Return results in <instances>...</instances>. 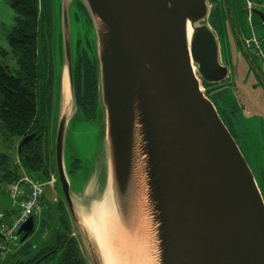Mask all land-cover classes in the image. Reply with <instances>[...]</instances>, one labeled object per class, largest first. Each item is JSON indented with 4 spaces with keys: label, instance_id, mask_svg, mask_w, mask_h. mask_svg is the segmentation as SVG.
Returning <instances> with one entry per match:
<instances>
[{
    "label": "water",
    "instance_id": "1",
    "mask_svg": "<svg viewBox=\"0 0 264 264\" xmlns=\"http://www.w3.org/2000/svg\"><path fill=\"white\" fill-rule=\"evenodd\" d=\"M209 2L58 0L54 8L63 58L55 67L53 180L88 264L104 261L81 220L106 199L130 238L139 240L152 227L158 264H264V195L205 94V84L219 86L230 73L208 22ZM85 22L93 31L108 165L98 190L80 203L71 192L64 150L67 131L83 119L75 56L77 41L86 42ZM34 136L22 140L20 155ZM141 189L144 208L136 195ZM34 229L31 216L17 233L20 244Z\"/></svg>",
    "mask_w": 264,
    "mask_h": 264
},
{
    "label": "rangeland",
    "instance_id": "2",
    "mask_svg": "<svg viewBox=\"0 0 264 264\" xmlns=\"http://www.w3.org/2000/svg\"><path fill=\"white\" fill-rule=\"evenodd\" d=\"M229 1L236 14V20L239 23L241 34L243 36L244 34L250 36L252 29L249 24L246 23L244 28L241 26L249 19L248 15L245 14L244 17H242V14L239 12V4L242 3L245 7V2L243 0L237 3L235 2L236 0ZM51 2L53 8L58 6V0H51ZM222 2L223 0H218L217 3L221 4ZM221 6L224 8V5L221 4ZM214 7L215 5L209 2V10L211 11ZM15 18V11L5 0H0V37L6 36V33L14 25ZM241 20L242 22H239ZM83 30L90 39H93V31L90 24L85 22V28ZM77 37L76 32L74 35V42H76ZM1 45L8 49L6 41L1 42ZM221 58L230 70L229 76L221 85L216 87L213 86L209 89L205 87V90L207 92L208 90H215L212 91V95H218L216 99L219 106L226 109L225 112L232 109L235 111L238 110L235 116L231 115L233 124L232 131L264 195V189H262V180H264V92L262 91V86L264 87V81L259 78L260 84H257L258 80H255L254 73L244 66L245 64L242 62L239 50H237L234 45L232 49L231 47L228 48V42L225 43L223 52H221ZM262 78L264 79V77ZM51 95V131L48 138L49 142L47 141L45 146L46 157L48 160H51V162L47 161L46 163L50 168L54 167L53 143L51 142L52 138H54L52 132L55 131L56 116L59 109L55 85H53ZM64 98L65 95L62 90L59 119L64 111L63 107H65ZM96 116L97 117H94V119H81L77 121L74 127H71L67 131L66 135L64 160L68 168H74L75 170V174L73 175L75 179L72 177L71 182V192L75 201L80 203H83V200L86 201L91 191L98 190L97 180L100 177H104L107 172L108 153L104 139L103 120L101 118L102 115L100 116L99 107ZM18 145L19 139L17 137L7 135L4 131L0 130V155L7 154L14 160V165L17 167L19 173H21V177L35 179L44 183V206L47 208L51 207V209L45 211L43 209L40 213H37L35 217V229L24 243L20 244L19 241L15 240L16 238L5 242L3 245L5 251L2 252L1 250L0 252V261L3 264H14L16 263L14 260L23 261L32 258L38 250L53 240L54 230L57 224V212L55 213V210L62 204L58 187L55 182V184L52 183V181H54L52 173L46 180H38L35 176L31 175V170L24 166L22 159L17 154ZM76 159H78V166L75 165ZM44 168L48 170V166ZM13 183L14 182L11 184ZM83 185L84 190L79 193L78 191L83 188ZM9 186L10 184H7L0 188V212L5 215L3 221L6 224H10L12 219L19 212L18 205L14 203L9 195V193L11 194V191H13L8 190ZM18 198L19 197H17V199ZM63 206L65 207L64 203ZM10 257L14 258V260L12 259L9 261L11 259ZM43 264H55L54 257L50 259L49 262Z\"/></svg>",
    "mask_w": 264,
    "mask_h": 264
},
{
    "label": "trees",
    "instance_id": "3",
    "mask_svg": "<svg viewBox=\"0 0 264 264\" xmlns=\"http://www.w3.org/2000/svg\"><path fill=\"white\" fill-rule=\"evenodd\" d=\"M6 1L17 13L18 17L16 20V30H24V33H28L30 31L29 35L22 37L21 41H18L17 39L13 42V40H11V45H13L15 51L22 50L28 54L23 66L21 67V70L23 72L18 74V79L13 77L8 78L7 76H5V70L3 69L0 62V123L3 126L2 131H4L7 135L21 139L28 135V133L31 131V127L34 125H37L42 129V127L45 125L44 122L46 121V117L43 112V92L41 91L39 86L40 77L38 78V76H40V74H37V70L39 72L43 70L42 67H44L45 64L42 63L41 60V64L38 63L37 65V60L35 59L37 40L36 32H41L43 30V20L45 13L43 11V0ZM210 19H212L211 14L209 17V21ZM52 20L56 46V57L54 64L55 79V67L56 64L62 62L63 53L61 48L59 47V40L61 42V38L59 33V26L58 24L56 25V12L53 8V5ZM82 42L85 44L86 48H89L91 53L93 52L92 45L89 41L88 36H86V42H84L82 39L78 40L76 46L77 53L75 56V69L78 63V51L81 49V47L79 48V44H82ZM39 48L42 51V39ZM90 58L92 65L95 67L96 82L94 79V86L96 85V93L94 91L90 92L89 96L83 100L82 106L78 103L82 112L83 119H94V117H97L96 112L99 107L97 65L94 56ZM208 86V84H205V87ZM95 97L96 104L94 105L93 101ZM39 134L37 133V137L24 148V153L29 156V160L27 161L25 156L20 157L23 161L24 166L31 170V175L35 176L38 180H46L51 173H55V168H50L46 163L47 161L51 162V160H48L45 153L46 141H43L45 133H42V130H40ZM75 162V165L78 166V159H76ZM45 166H48V170L44 168ZM71 174H75L74 168L71 170ZM0 176L5 177L6 185L15 182L21 177V173H19L17 167H15L14 165V160L7 154L0 155ZM50 209L51 207H48L44 209V211ZM55 213L57 215V224L54 230V238L51 242L38 250V252L40 251L38 255L46 253L52 247H57V244L59 243L62 255V257L60 258L61 264H86L80 252L77 239L75 237L69 239V236L73 233V228L69 215L66 212L65 207L63 206V203L57 207ZM61 223L63 224V229H60ZM10 258L11 259L9 261H11L12 259L14 260V258ZM33 259L34 257L25 259L23 261L18 260V264H29V262H31ZM0 264L3 263L0 261Z\"/></svg>",
    "mask_w": 264,
    "mask_h": 264
},
{
    "label": "flooded vegetation",
    "instance_id": "4",
    "mask_svg": "<svg viewBox=\"0 0 264 264\" xmlns=\"http://www.w3.org/2000/svg\"><path fill=\"white\" fill-rule=\"evenodd\" d=\"M239 1H242V0H236L235 2L237 3ZM243 1L245 2V7L243 6L242 3L239 4V12L242 14V17H244L245 14L249 16V8L253 10L251 20L248 19L247 22H244L243 25H241L244 28L246 23L249 24V26L252 29L250 36H247L246 34H244L243 36L241 34L239 23L236 20V14L234 12L233 6H231L232 4L231 5L228 4V0H225V1L223 0V2L221 3L222 5H224L225 10L221 6V4L217 3L218 0H210V2L213 3V5H215V7L211 10L212 19H210L209 24L212 26V28L214 29L218 37L219 43L221 45V52H223V47L225 43L228 42V48L231 47L232 49L234 45V47L237 50H239V53L242 57V62L245 64L244 66H246L249 71L251 70V72L254 73L255 80H258V83L257 82L256 83L259 85L260 84L259 78L264 77V0H243ZM43 11L45 13L44 20H43V30L41 32L39 31L36 32L37 40H36V54H35L36 58L35 59L37 60V65L38 63L41 64V60H42V63L45 64V66L42 67L43 69L41 70L42 72L41 71L39 72L37 70V74L38 75L40 74V76H38V78L40 77L39 86H40L41 91L43 92V98H44L43 99V103H44L43 112L46 117V121L44 122L45 125L42 127V129L37 125L32 126L31 127L32 132L30 131L27 136L35 135L33 138L35 139L37 137V133L39 134V131L42 130V133H45L43 137L44 139L43 141L47 142L49 135H50V131H51L50 129L51 128V110H52L51 93H52L53 85H54V64H55V57H56V46H55V36H54L53 22H52L53 20H52L51 0H43ZM17 17L18 16L16 13L15 23L12 26V28L6 33L5 37H0V62L2 64L3 69L5 70V73H4L5 76H7L8 78L13 77V78L18 79L17 76L18 74L23 72L21 70V67L23 66L27 58L26 56L28 54L22 50L15 51L13 45H11V40H13V42L17 39L18 41H21L22 37L28 36L30 31L28 33H24V30H18V31L16 30ZM239 22H242V20ZM41 39H42V51L39 48ZM3 41H6L8 45V49L5 48L3 45H1V42ZM80 47L81 49L78 51V63L75 69V76H76L78 103L82 106L83 100L89 96L90 92L94 91L96 93V89H95L96 85L94 86V79L96 82V78H95V67L92 65L91 58H90V57H93V52L91 53L89 48L88 47L86 48L83 42L82 44H79V48ZM222 63L223 65L227 66V64L224 63V60H222ZM213 86L216 87L218 85H209L208 89ZM212 91H215V90H212ZM212 91L208 90L206 94L211 99V101L214 103V105L216 106L220 114L222 115L225 124L227 125L231 134L236 140L234 132L232 131L233 124L231 121V115L235 116L238 110L235 111L234 109H232V110H229L228 112H225L226 109L220 107L216 99L218 95L216 94L217 96H213ZM262 91L264 92L263 86H262ZM93 104L94 105L96 104V97L94 98ZM0 130L1 131L3 130V126L1 123H0ZM25 137L19 139V145L21 144L22 140ZM19 145H18V148H19ZM25 146H23L22 148V155L26 157L28 155L24 153ZM18 148H17V152H18ZM18 155H20L19 152H18ZM262 183H263L262 189H264V180H262ZM5 185H6L5 177L0 176V188L4 187ZM2 217H4V213L0 212V221L2 220ZM61 228L63 229L62 223L60 225V229ZM73 237H75L74 233H72L69 236V239H72ZM58 239H59V236H58ZM57 245H56L57 247L50 248V250H48L46 253L42 255H38L40 251L39 252L37 251L34 254V259L31 262H29V264H43V263L49 262V260L52 259L53 257H54L55 264L56 263L61 264L60 258L62 257V255H61V250H60V244L58 243ZM80 252H81V249H80ZM84 260H85V263L88 264L85 258ZM14 262H16L14 264L19 263L18 261H15V260Z\"/></svg>",
    "mask_w": 264,
    "mask_h": 264
},
{
    "label": "bare ground",
    "instance_id": "5",
    "mask_svg": "<svg viewBox=\"0 0 264 264\" xmlns=\"http://www.w3.org/2000/svg\"><path fill=\"white\" fill-rule=\"evenodd\" d=\"M191 34V31H190ZM68 94V83L65 81ZM138 206L145 207L143 190L136 192ZM109 199L96 204L88 216L82 217V225L93 235L104 264H158L157 243L150 223V233L142 238H130L113 212ZM140 211H142L140 209Z\"/></svg>",
    "mask_w": 264,
    "mask_h": 264
},
{
    "label": "built area",
    "instance_id": "6",
    "mask_svg": "<svg viewBox=\"0 0 264 264\" xmlns=\"http://www.w3.org/2000/svg\"><path fill=\"white\" fill-rule=\"evenodd\" d=\"M53 183V181H52ZM8 190L11 199L18 205L19 212L12 219L10 224L0 223V252H4L3 245L8 240L15 239L16 234L26 221L34 214L40 213L44 206V183L35 179L21 177L10 184ZM17 197H19L17 199Z\"/></svg>",
    "mask_w": 264,
    "mask_h": 264
}]
</instances>
